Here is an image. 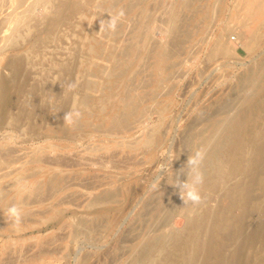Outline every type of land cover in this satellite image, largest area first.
<instances>
[{
  "label": "rangeland",
  "instance_id": "374dc122",
  "mask_svg": "<svg viewBox=\"0 0 264 264\" xmlns=\"http://www.w3.org/2000/svg\"><path fill=\"white\" fill-rule=\"evenodd\" d=\"M247 2L0 0V264H157L191 218L205 231L202 219L230 203L222 175L203 181L190 215L174 185L192 175L201 135L215 143L222 134L211 121L231 119L254 90H237L242 75L264 67V7L251 16ZM121 9L113 31L107 20ZM256 31L261 45L249 50ZM220 37L228 50L210 56ZM161 47L170 57L158 56ZM73 108L81 117L70 127L63 117ZM229 149L218 151L222 170ZM13 205L19 223L9 219ZM154 244L166 250L139 259Z\"/></svg>",
  "mask_w": 264,
  "mask_h": 264
},
{
  "label": "bare ground",
  "instance_id": "6f19581e",
  "mask_svg": "<svg viewBox=\"0 0 264 264\" xmlns=\"http://www.w3.org/2000/svg\"><path fill=\"white\" fill-rule=\"evenodd\" d=\"M190 1L191 0H183L182 4L186 6L190 4ZM248 1V6L252 8V11L250 12L251 16L261 11V9L264 7V0ZM259 36V32L256 31L248 37L246 46L249 48V50H255L259 45H261ZM227 50V45L220 37L212 47L210 56L218 55L223 52L225 53ZM157 52L158 56L162 59H167L172 54V51L169 47H161ZM251 80L252 82H255L252 84ZM3 85V99H5L4 101L8 105L10 103V87H8L6 83ZM248 87H252L254 90L249 91L250 93L252 92L250 95H242L243 97L240 96L241 98H239L236 102V108L233 106L237 111L235 110L236 112L233 114L231 119L227 118L222 122L211 121V123L208 125L209 129H211L219 123L224 124L225 131L221 125V128L224 131V133L222 131V136H217L219 139L215 138V140H217L214 143L211 135H201L196 146L197 151H205V153H203V160L198 166V171L202 174L203 181L208 178L211 173H220L223 177L222 181L224 184V200L228 199L230 203L228 205L222 206L223 208L221 205L219 207H214L213 210L210 211L204 219H202V224H204L206 227L204 232L200 230L201 225L197 226L195 224V219L191 218L190 221L187 219L190 223L188 222L189 225L185 231V234L178 236L180 239H176V236L172 235L171 238L173 239H171V246L167 245V250L165 249V245L168 243L167 241L170 239V237L169 235L167 237L165 236L166 239L169 237L167 240H165L163 236L166 244L164 243L165 245H162L166 251L165 254L163 253L164 251H161L164 256L162 258L160 257L161 260L157 264H264V246H258L260 243L264 245V209L261 212H258V207H260V204L264 201V67L262 68L261 64L260 66L257 65L251 67L245 74L242 75L237 90L241 89L240 91L242 92L244 91L242 88ZM245 93L247 94V92ZM129 102L132 104L131 101H128V103ZM123 118L118 116L116 120L121 124L124 121ZM229 139L230 141L228 142ZM229 143L230 149L227 152L229 163L227 168L222 170L224 166L223 164H220L218 151L224 149V147L228 146ZM189 176L190 172H187L185 177L182 176V174L177 177H180L181 181L182 179H185L186 182ZM190 178L191 176L189 179ZM230 181L233 183L230 184ZM14 190L15 195L17 196L22 195L23 193V187L18 186ZM1 193L2 188H0V194ZM175 198L180 200H178L179 202L177 201L179 206L182 205L180 208H183L184 205L185 209H183L186 213L187 210H189L190 213L191 211H194L193 208H189L188 203L184 204L179 195ZM174 199L171 201L173 202ZM181 201L183 204L180 205ZM237 208L240 211L239 214L235 213V209ZM171 209L172 208L170 207V210ZM220 209L222 210L223 214L218 215ZM186 213H184L186 217H190V213L188 212V216V213ZM255 218L258 219L257 223L254 221ZM220 228L224 229L225 232L227 231V233L225 235H221L218 232ZM251 228L252 230H250ZM175 239L180 246L178 251H174L172 248ZM227 239L232 242H228ZM159 240L161 242L162 239ZM157 244L160 246L161 243L157 242ZM154 245V247L153 245L151 247L144 245L143 249L139 251V259H149L151 256L150 255L148 257V255L151 254L150 251L154 250L153 252H156L160 249L162 250L163 248V246H161L162 248H159L156 244ZM157 247L158 250H156ZM190 247H194L193 255H189Z\"/></svg>",
  "mask_w": 264,
  "mask_h": 264
},
{
  "label": "clouds",
  "instance_id": "9594fccd",
  "mask_svg": "<svg viewBox=\"0 0 264 264\" xmlns=\"http://www.w3.org/2000/svg\"><path fill=\"white\" fill-rule=\"evenodd\" d=\"M125 15L124 10L121 9L116 16H110V20H107V27L111 30H115L119 18ZM104 21H101V25ZM77 87V83H69L67 86L68 91H73ZM81 117V112L78 109H69L65 112L63 121L68 126H75ZM203 160V153L197 151L194 156H189L187 160V165L192 170L191 178H187L186 182H177L175 187L179 190V195L183 200L184 204L191 202L193 205H199L202 203V196L200 194L199 186L203 183L202 174L198 171V166ZM9 219L13 220L15 223H19L21 219L20 209L13 205L8 209Z\"/></svg>",
  "mask_w": 264,
  "mask_h": 264
}]
</instances>
